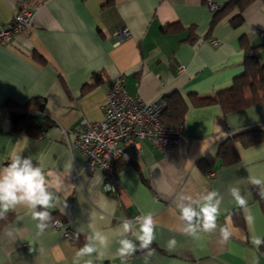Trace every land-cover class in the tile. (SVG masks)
Listing matches in <instances>:
<instances>
[{
  "label": "crops",
  "instance_id": "crops-1",
  "mask_svg": "<svg viewBox=\"0 0 264 264\" xmlns=\"http://www.w3.org/2000/svg\"><path fill=\"white\" fill-rule=\"evenodd\" d=\"M213 1L220 7L225 3ZM208 2L0 0V28L12 22L18 8L31 13L27 28L0 42V163L24 149L23 155L43 162L46 171L59 172L65 188L50 210L52 221L59 218L74 231L85 228L71 240L52 221L38 232L24 208L9 212L0 220V264H74L88 223L111 238L110 230L123 219L147 213L156 221V239L148 249L138 248L122 260L113 242L94 264H264V244L252 243L253 237L264 239V206L258 196L264 185L250 182L264 180V138L250 146L236 141L233 162L219 155L228 130L258 127L264 132V103L226 112L218 103L195 105L191 100L194 94L229 88L245 73L244 43L258 47L264 65V5L256 1L242 13L233 8L217 16ZM240 13L242 21L236 23ZM123 27L130 35L120 39L116 32ZM122 73L132 97L164 101L177 92L188 109L183 137L169 153L162 154L150 140H143L139 150L127 148L118 170L122 189L113 195L104 188V173L87 169L86 155L68 140L82 119H103L107 93ZM9 103H30L36 126L15 129ZM230 185L240 187L245 208L230 196ZM212 190L224 197L217 228L198 237L185 234L178 196ZM225 226L232 235L222 241ZM10 228L17 230L13 237L5 235ZM172 238L177 243L169 249Z\"/></svg>",
  "mask_w": 264,
  "mask_h": 264
},
{
  "label": "clouds",
  "instance_id": "clouds-1",
  "mask_svg": "<svg viewBox=\"0 0 264 264\" xmlns=\"http://www.w3.org/2000/svg\"><path fill=\"white\" fill-rule=\"evenodd\" d=\"M23 151L21 149L12 154L6 164L0 163V220H5L9 212L24 208L31 219L37 222L38 232L43 233L52 221L50 210L56 207L60 194H64V180L59 172L51 169L46 171L43 162L34 163L33 157L24 156ZM250 182L256 186L264 185V180L259 178H250ZM228 192L238 207L247 206L248 202L238 185H230ZM260 194L264 196V191ZM177 200L176 209L184 224L185 234L198 237L201 232H213L217 228L216 221L224 200L219 191H207L196 197L180 195ZM246 219L251 222L253 217L249 215ZM155 229L156 221L151 213L142 214L134 220L123 219L117 228L110 230L111 238L107 232L95 228L90 222L87 224L85 243L75 251L74 264H81L82 260L83 264H94V258L102 257V249L108 248L113 242L118 245L116 252L123 260L138 248L148 249L156 239ZM84 231V226L78 229V232ZM16 232V229L10 228L5 235L13 237ZM220 232L222 241H227L232 235L227 226L221 228ZM176 243L175 238H172L167 246L172 249ZM252 243L259 247L264 244V239L253 237Z\"/></svg>",
  "mask_w": 264,
  "mask_h": 264
},
{
  "label": "built area",
  "instance_id": "built-area-1",
  "mask_svg": "<svg viewBox=\"0 0 264 264\" xmlns=\"http://www.w3.org/2000/svg\"><path fill=\"white\" fill-rule=\"evenodd\" d=\"M213 10L219 6L208 0ZM31 13L28 9L18 8L9 25L0 28V42L11 39L14 32H20L30 25ZM122 39L130 35L127 27L116 32ZM264 40V28L260 30ZM125 74H119L113 81L104 105V117L99 121L82 119L74 131V139L68 140L71 146L79 148L86 155L85 167L90 171L101 170L105 175L104 188L113 195L122 189L117 160L125 155L128 147L140 149L143 140H150L162 153H169L182 139L183 125L167 124L162 121L164 101L144 100L132 97L125 87ZM63 133L67 137V131ZM226 136H232L228 130ZM210 175H214L211 172ZM52 226L63 229L64 237L75 240L80 237L78 231L64 228V222L55 218Z\"/></svg>",
  "mask_w": 264,
  "mask_h": 264
},
{
  "label": "trees",
  "instance_id": "trees-1",
  "mask_svg": "<svg viewBox=\"0 0 264 264\" xmlns=\"http://www.w3.org/2000/svg\"><path fill=\"white\" fill-rule=\"evenodd\" d=\"M208 1V0H204ZM260 1L264 5V0H225L223 6L217 9L218 14H222L239 8L240 12L246 10L251 4ZM214 2V1H213ZM215 3V2H214ZM241 13L235 16L236 23L242 21ZM218 18V17H216ZM257 46H251L244 43L245 49V73L235 78L231 87L222 89L213 95H191V100L195 105H204L211 103H218L222 106L224 111H234L264 103V65L260 63L257 56ZM165 108L162 114V121L167 124L182 125L184 122L185 114L188 109V103L177 92L166 96L164 98ZM40 107L43 104L38 102ZM12 116V124L15 129L22 130L35 127L36 115L35 110L31 107L30 103L19 104L9 103ZM264 138V132L258 127H247L232 134V136L225 137L219 148V155L225 159V162H233L237 160L238 155L234 143L239 141L245 146H250L261 142ZM124 155L116 162V169L121 167V161ZM261 203L264 206V196L258 194ZM53 214V213H51Z\"/></svg>",
  "mask_w": 264,
  "mask_h": 264
},
{
  "label": "rangeland",
  "instance_id": "rangeland-1",
  "mask_svg": "<svg viewBox=\"0 0 264 264\" xmlns=\"http://www.w3.org/2000/svg\"><path fill=\"white\" fill-rule=\"evenodd\" d=\"M232 134H233V132H232ZM225 137H228V136L225 135ZM225 137H224V138H225Z\"/></svg>",
  "mask_w": 264,
  "mask_h": 264
}]
</instances>
